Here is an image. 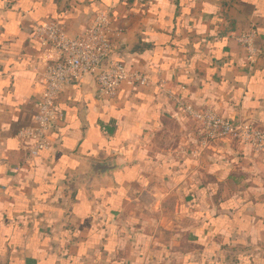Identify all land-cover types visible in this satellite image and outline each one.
Segmentation results:
<instances>
[{
  "label": "crops",
  "instance_id": "obj_1",
  "mask_svg": "<svg viewBox=\"0 0 264 264\" xmlns=\"http://www.w3.org/2000/svg\"><path fill=\"white\" fill-rule=\"evenodd\" d=\"M98 12L112 59L150 82L112 99L90 76L75 82L30 159L18 134L58 60L34 28L80 38ZM177 97L264 130V0H0V264H264V153L205 147Z\"/></svg>",
  "mask_w": 264,
  "mask_h": 264
},
{
  "label": "built area",
  "instance_id": "obj_2",
  "mask_svg": "<svg viewBox=\"0 0 264 264\" xmlns=\"http://www.w3.org/2000/svg\"><path fill=\"white\" fill-rule=\"evenodd\" d=\"M112 22L107 12L94 16L85 34L80 38L69 37L57 22L37 25L33 37L44 47H50L58 60L49 64L43 73V93L34 104L35 114L29 125L21 129L18 137L24 142L30 159L49 148L53 124L60 117L57 103L65 91L75 82L90 76L97 86L99 99L115 98L125 86H146L150 77L134 69H127L112 59ZM237 41L254 63L262 54L254 45L253 36L241 35ZM178 111L200 125L203 144L233 139L247 144L256 153H264V130L253 120L236 123L221 117L213 110L198 111L180 97L175 99Z\"/></svg>",
  "mask_w": 264,
  "mask_h": 264
},
{
  "label": "water",
  "instance_id": "obj_3",
  "mask_svg": "<svg viewBox=\"0 0 264 264\" xmlns=\"http://www.w3.org/2000/svg\"><path fill=\"white\" fill-rule=\"evenodd\" d=\"M87 164H89L91 171L94 173L97 172L106 173L107 171H110L111 169L115 168V166H117L115 161L108 163H98L94 161H88Z\"/></svg>",
  "mask_w": 264,
  "mask_h": 264
}]
</instances>
